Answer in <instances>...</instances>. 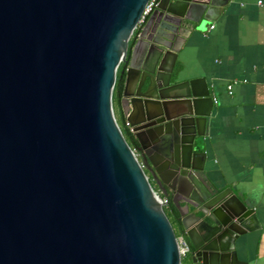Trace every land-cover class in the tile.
<instances>
[{"label": "water", "instance_id": "water-1", "mask_svg": "<svg viewBox=\"0 0 264 264\" xmlns=\"http://www.w3.org/2000/svg\"><path fill=\"white\" fill-rule=\"evenodd\" d=\"M148 3L0 0V264H181L170 193L191 264H247L256 214L199 178L214 102L176 68L220 2L159 0L141 22ZM120 66L142 162L114 114Z\"/></svg>", "mask_w": 264, "mask_h": 264}, {"label": "crops", "instance_id": "crops-1", "mask_svg": "<svg viewBox=\"0 0 264 264\" xmlns=\"http://www.w3.org/2000/svg\"><path fill=\"white\" fill-rule=\"evenodd\" d=\"M218 1L214 19L186 33L176 68L182 80L203 79L214 102L197 174L254 211L258 227L240 235L235 250L247 264H264V0ZM118 113L126 118L122 106Z\"/></svg>", "mask_w": 264, "mask_h": 264}, {"label": "trees", "instance_id": "trees-1", "mask_svg": "<svg viewBox=\"0 0 264 264\" xmlns=\"http://www.w3.org/2000/svg\"><path fill=\"white\" fill-rule=\"evenodd\" d=\"M120 71H121V66L118 70L116 83H115L113 95H112L114 114H115V110L121 107V98H122V91H123V79L121 78ZM115 117H116V120H117L121 130H122V133H123L126 141L128 142L129 146L136 152L138 159L142 162L140 152L138 151L139 142L136 139L134 133L130 130L129 126L127 125L126 118L124 117L123 114L119 119L117 118L116 114H115ZM145 172L148 174L150 183L152 184L154 190L159 191L158 187L156 186L154 180L152 179V177L150 176V174L146 168H145ZM162 198L165 200V204L163 206L164 211H165L166 215L168 216V218L172 224V227L174 229L176 236L177 237H179V236L184 237L189 244V252L185 256L182 257V263H181V264H188L187 260H189V258L191 256L190 252L192 250V247L190 245V242H189L187 235L184 232V228H183V225H182V222L180 219V214H179L178 209L175 206V204L173 203L170 196L162 195Z\"/></svg>", "mask_w": 264, "mask_h": 264}, {"label": "built area", "instance_id": "built-area-1", "mask_svg": "<svg viewBox=\"0 0 264 264\" xmlns=\"http://www.w3.org/2000/svg\"><path fill=\"white\" fill-rule=\"evenodd\" d=\"M159 4V0H149V3L147 4L143 16L141 18V22L145 20V18L157 7ZM259 4H261V1H259ZM214 26L212 25L211 28ZM228 89L231 90L232 86L229 85ZM128 124V123H127ZM129 125V124H128ZM165 204V200H161ZM179 249H180V255L181 257L185 256L189 252V244L186 241V239L182 236L177 237Z\"/></svg>", "mask_w": 264, "mask_h": 264}, {"label": "rangeland", "instance_id": "rangeland-1", "mask_svg": "<svg viewBox=\"0 0 264 264\" xmlns=\"http://www.w3.org/2000/svg\"><path fill=\"white\" fill-rule=\"evenodd\" d=\"M115 114H116L117 118L119 119L120 116H119V113H118V109L115 110ZM156 192H157V194H160L159 191H156ZM162 199H163V198H162Z\"/></svg>", "mask_w": 264, "mask_h": 264}]
</instances>
